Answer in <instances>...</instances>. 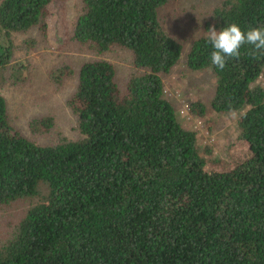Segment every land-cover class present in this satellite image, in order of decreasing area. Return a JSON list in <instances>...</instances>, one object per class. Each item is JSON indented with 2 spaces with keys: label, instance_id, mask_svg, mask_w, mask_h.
<instances>
[{
  "label": "trees",
  "instance_id": "1",
  "mask_svg": "<svg viewBox=\"0 0 264 264\" xmlns=\"http://www.w3.org/2000/svg\"><path fill=\"white\" fill-rule=\"evenodd\" d=\"M52 1L0 0V75L20 77L11 34H45ZM167 1L80 0L70 36L97 53L127 50L132 70L117 80L108 59L77 66L66 100L74 138H28L0 94V203L35 197L0 244V264H264V88L255 82L264 56L245 44L219 70L206 34L191 40L185 66L215 81L208 103L189 111L241 110L228 160L199 151L163 95L161 75L182 49L158 20ZM206 23L264 27V0H219Z\"/></svg>",
  "mask_w": 264,
  "mask_h": 264
},
{
  "label": "rangeland",
  "instance_id": "2",
  "mask_svg": "<svg viewBox=\"0 0 264 264\" xmlns=\"http://www.w3.org/2000/svg\"><path fill=\"white\" fill-rule=\"evenodd\" d=\"M218 2L168 0L157 9V16L163 30L182 46L178 61L161 75L163 95L175 109L180 124L195 132L199 151L209 149L208 156L226 161L231 157L228 145L237 133L241 110L214 111L208 104L202 115L185 110V105L193 100L208 103L213 90L215 76L212 71L188 68L184 64V55L193 38L206 34L211 26L206 22L210 20L212 7ZM80 9V0H53L47 5L45 34L42 35L35 27L11 34L14 61L20 62L21 75L13 81L2 70L0 77L6 78L0 81V94L6 102L10 123L38 143L77 136L75 115L66 100L75 85L74 70L83 60L94 57L110 60L116 69L117 80L132 70L127 50L113 47L97 53L91 51L86 43L70 36ZM65 67L73 72L62 73L60 69ZM255 82L264 88V68ZM41 121L47 126H41ZM33 123H39V127ZM34 200V196H25L0 203V244L10 236L17 219Z\"/></svg>",
  "mask_w": 264,
  "mask_h": 264
},
{
  "label": "clouds",
  "instance_id": "3",
  "mask_svg": "<svg viewBox=\"0 0 264 264\" xmlns=\"http://www.w3.org/2000/svg\"><path fill=\"white\" fill-rule=\"evenodd\" d=\"M206 39L213 51L210 53L211 62L219 70L226 67L228 58H239L243 45H251L248 55L255 59L264 56V27L250 26L246 31L237 23H231L217 30L210 26L206 32Z\"/></svg>",
  "mask_w": 264,
  "mask_h": 264
},
{
  "label": "built area",
  "instance_id": "4",
  "mask_svg": "<svg viewBox=\"0 0 264 264\" xmlns=\"http://www.w3.org/2000/svg\"><path fill=\"white\" fill-rule=\"evenodd\" d=\"M185 110H186V111L189 110V109H188V105H185Z\"/></svg>",
  "mask_w": 264,
  "mask_h": 264
}]
</instances>
